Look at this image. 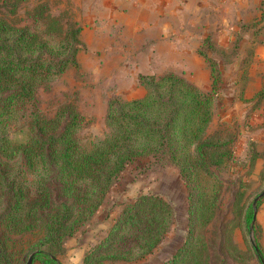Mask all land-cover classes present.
<instances>
[{"label":"trees","instance_id":"16d2710c","mask_svg":"<svg viewBox=\"0 0 264 264\" xmlns=\"http://www.w3.org/2000/svg\"><path fill=\"white\" fill-rule=\"evenodd\" d=\"M47 19L36 30L0 13V264L18 259L24 264L29 254L30 264H61L57 253L65 239L91 219L125 166L139 158L174 166L186 187L187 223L195 216L208 220L218 190L210 166L219 168L232 156L225 140L205 134L215 77L202 90L173 72L138 73L144 93L110 98L106 134L82 146L75 134L79 114L70 104L52 116L34 105L36 88L76 63L78 27L64 31L56 17ZM23 121L25 138L11 140L9 127ZM253 209L250 201L242 222L246 231ZM171 217L172 207L161 195L138 194L123 203L106 234L84 252L82 263L143 257L163 238ZM26 232L37 236L24 239ZM201 246L204 250L202 243L188 250L199 255ZM252 250L260 262L264 257L256 242ZM203 258L198 257L202 264ZM182 259L174 253L159 264Z\"/></svg>","mask_w":264,"mask_h":264},{"label":"rangeland","instance_id":"374dc122","mask_svg":"<svg viewBox=\"0 0 264 264\" xmlns=\"http://www.w3.org/2000/svg\"><path fill=\"white\" fill-rule=\"evenodd\" d=\"M83 1L90 4L84 5ZM171 3L183 10L178 17L160 21V60H138L136 64L142 67L138 73L173 72L202 90L210 88L212 77L216 79L205 134L225 140L224 146L232 156L219 168L210 166L218 180L211 216L206 221L195 216L189 225L186 187L178 170L169 165L147 164L139 158L125 166L91 219L65 239L57 253L64 264H83L84 252L106 234L123 203L151 192L161 195L172 207L165 235L143 257L111 264H159L174 253L184 255L177 264H202L198 257H204L203 264H260L252 242L261 248L264 223L261 225L254 217L246 231L242 222L247 204L264 190V163L258 171L253 170L258 151H264V0ZM91 4L92 0H0V13L16 25L39 30L49 16H54L64 31L78 27L76 63L40 84L35 90L34 105L43 115L52 116L58 108L70 104L79 114L75 134L82 146L106 134L105 113L110 98H134L145 91L138 83V73L133 86L132 61L116 58L120 47L127 50V36L115 27H102ZM176 21H181L182 26L173 27ZM177 32L182 36L181 58L169 52L171 42L178 41ZM25 132L23 121L9 127L7 135L17 141L25 138ZM15 160L20 161L21 156ZM27 176L31 174L27 172ZM257 200L255 213L264 194ZM36 236L29 232L22 235L24 239ZM69 237L72 238L65 250ZM199 243L204 245L199 255L188 250ZM14 264L23 262L18 259Z\"/></svg>","mask_w":264,"mask_h":264},{"label":"crops","instance_id":"0c3cea01","mask_svg":"<svg viewBox=\"0 0 264 264\" xmlns=\"http://www.w3.org/2000/svg\"><path fill=\"white\" fill-rule=\"evenodd\" d=\"M173 0H92L91 10L98 16L104 28L115 27L122 35L127 36V50L120 47L116 52L118 60L124 59L132 61V75L134 76L133 86L136 84V75L142 67L138 66V60L149 61L151 59L160 60V21L169 17H178L183 10L182 6L172 4ZM83 4H90L83 1ZM163 24L166 22H162ZM173 27H181V21L173 23ZM181 32H177L175 38L178 41L171 42L169 52L174 57L181 58L182 50L179 49ZM131 75V74H130ZM136 89H140L136 85ZM259 157L255 159L253 170L258 171L264 163V151H258ZM256 222L264 223V201L260 203L255 213ZM90 234L94 235L93 231ZM264 236V235H263ZM69 237L65 244V250L71 240ZM70 239V240H69ZM261 249L264 254V242ZM88 247V246H87ZM86 247V248H87ZM83 250V247L82 249ZM84 251V250H83ZM82 251V253H83ZM61 264H64L60 260Z\"/></svg>","mask_w":264,"mask_h":264},{"label":"water","instance_id":"95a60500","mask_svg":"<svg viewBox=\"0 0 264 264\" xmlns=\"http://www.w3.org/2000/svg\"><path fill=\"white\" fill-rule=\"evenodd\" d=\"M263 194H264V190H261L260 192H258V193L252 198L251 203H252L254 209H253V214H252V218H251L250 226H252V223H253V221H254V217H255V203H256V200H257L260 196H262ZM252 243H253V242H252ZM30 261H31V254L28 255V257H27V259H26V261H25L24 264H30ZM260 262H261V264H264V258H262V259L260 260Z\"/></svg>","mask_w":264,"mask_h":264}]
</instances>
